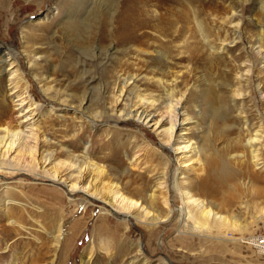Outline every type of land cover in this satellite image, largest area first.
I'll return each instance as SVG.
<instances>
[{"label":"rangeland","instance_id":"rangeland-1","mask_svg":"<svg viewBox=\"0 0 264 264\" xmlns=\"http://www.w3.org/2000/svg\"><path fill=\"white\" fill-rule=\"evenodd\" d=\"M233 6L245 10H240L241 40L220 19ZM201 21L210 36L199 31ZM123 27L132 32L131 40H118ZM218 35H230L229 53L219 49ZM260 36L264 42V0H0V57L10 56L24 74L22 85L41 107L38 125L51 140L46 149L55 152L57 163L71 151L81 161L105 166L112 180L128 183L134 192L156 190V177L169 162L172 185L174 170L180 168L174 154L149 128L122 121L120 115L157 110L128 91L113 111L119 95L114 85L120 76L129 83L132 77L144 100L160 104L158 113L165 114L170 91L176 101L183 99L189 120L182 134L203 147L192 165L199 180L196 172L190 174L194 188L231 219L219 232L192 222V228H181L175 212L167 225L152 230L115 218L98 203L73 200L44 177L0 170V200L5 201L0 206V264H264L255 242L264 240V199L254 190H264V146L256 147L261 165L255 166L247 133L264 132V97L257 91L258 83L264 85V68L251 48ZM247 56L258 68L248 87L237 80L245 74ZM33 60L39 65L35 69ZM0 67V126L16 124L12 86ZM35 73L43 82L55 80L50 98L34 81ZM155 77L171 88L158 85ZM239 88L249 94L238 100L242 108L231 102ZM220 95L225 105L215 113L208 99L219 101ZM67 97L78 111L60 105ZM137 156L140 162L134 163ZM173 196L176 211L181 200ZM59 225L62 237L54 246Z\"/></svg>","mask_w":264,"mask_h":264},{"label":"bare ground","instance_id":"bare-ground-1","mask_svg":"<svg viewBox=\"0 0 264 264\" xmlns=\"http://www.w3.org/2000/svg\"><path fill=\"white\" fill-rule=\"evenodd\" d=\"M237 1L247 3L250 0ZM240 10L242 11V9ZM240 10L233 6L231 10L232 14L231 12H228L224 14L223 18H220L222 19V25H231L235 40H241L242 36L241 31L243 27V20L240 16ZM194 16H196L195 13ZM198 16L199 15H197V17ZM126 18L128 19V16L124 19ZM193 20H195V17ZM198 24L199 31H201L204 36H210V31L207 30L209 27H206L202 21ZM221 27L223 28V26ZM160 30L164 31L162 29ZM226 31L224 32L226 33ZM221 36L222 35L219 36L220 45L218 44V47L223 52L226 51V53H229V48L225 45L227 44L226 42L229 41L228 38H230V35H226L227 37L224 39H222ZM132 38V32L129 29H126V27H123L119 33L118 40L129 41ZM258 39V42L252 44L251 48L255 49V55L259 58L262 68H264V42L262 36L258 37ZM230 43L232 44L235 42L231 41ZM154 52L157 54L161 53L156 50ZM3 57V59L0 57V65L3 67V73H5V75L9 78L10 85L12 86L9 90L13 93L12 102L15 104L14 106L17 107L18 118L16 120V124H10L11 122H8L7 125L0 126V170H9L10 173L17 172L23 173L24 175L36 174L39 177H44L48 182L62 187L65 193L70 198H73V200L74 198L79 197L80 201L83 200L90 205L98 203L105 211H107V214L112 215L115 218H120V220H125L126 223L133 222V224H142L145 225V227H151L152 230L157 229L161 225H167V223L171 221L170 218H174L175 212L180 213V221L178 225L181 228L186 226L187 228H192L194 224L196 228H204L205 230L211 229L215 232H219L220 225H223V227L231 225V219L222 213L220 206L218 205L216 208L213 206V208L211 205L215 204L202 199L198 194V189L194 188L195 181L191 178L190 174L196 172V180H199V173L192 165L195 161H198L203 147L201 148L198 142H195L193 139L182 134V131H185L184 127L185 123L189 120V115L183 110V99L181 98L177 101L174 99V92L172 93L170 91V93H168V96L171 98L168 104H165V114H161L160 112L158 113V106H160V104L156 103V101L144 100L140 88H138L136 81H132L134 80L132 77L129 79L133 83H131V81L129 83V80H122V77L120 76L117 80L118 82L114 85V92L119 95L114 94L116 95V99L114 102L115 105L112 107L113 111H116L119 104L125 101L124 97L128 91L129 94L139 93L138 99H142L141 103L144 102V104L147 103L148 105L150 103L151 107L154 110H157L156 112L158 114H156V112L153 113L143 110H131L126 114L120 115L123 119L122 121H134L146 128H149L151 132L157 136L160 146L163 147V149L165 147V149L169 148L171 150L175 156L176 163L180 167H178L179 169L174 170L175 178H173L172 185L169 184L168 180L171 165L169 162H165L163 164L165 167L163 175L161 177H156V190L145 191L143 189H139L133 192L129 188L128 183L123 184V182H115L112 180L111 174L109 173V170L104 168L105 166L100 167L89 161H81L79 158L75 157L74 153L71 151L67 153V160H59L58 163L56 162L55 152L46 149V146L51 143V140H48L45 132L42 131L38 125L39 119L41 118L39 117L41 109L39 103L36 102L30 91L22 85V83H25L27 80L24 79V74L21 75L16 62L13 61L10 56H6V54ZM31 65H33L34 69L39 66L35 60L31 62ZM243 65L245 68V74H238L237 80L240 83L245 81L248 87L253 83L255 72L258 68L248 56ZM162 73L170 74L167 73V71H162ZM34 81H36L37 84L42 85V94L45 97L50 98V93L54 91L55 84L53 82L55 80L52 82H46L47 80L43 82L40 79V76L35 73ZM156 82L158 85L171 88L170 82L165 79L163 80V78L158 77ZM257 89V91L260 92L259 94H262L264 97V85H262V83H258ZM246 91V89L244 90L242 88L234 91V94L231 97V102L234 103L235 107L240 103L238 100H244L248 97L249 94L248 92L246 93ZM221 98L222 96L220 95V97H218V101L216 99H212L211 96L209 97L210 100L208 99V105L210 110L215 113L223 110L222 105H225V103L223 104V99L221 101ZM57 100H61L59 92ZM243 100L242 102H244ZM4 102L5 101H3V103ZM219 102L221 103V106L216 108L215 104ZM60 105H63V107H70V97L62 100ZM240 106L242 108L241 103ZM70 108L78 111L75 107L72 108L71 106ZM6 114V112H3V117H5ZM199 114L201 115L202 112L200 111ZM244 120V124L248 125L246 117H244ZM1 121L2 120H0V122ZM247 133L249 135V141H247L248 144H250L249 148H251L255 166L261 165L259 159L260 157L256 153L258 151L256 150V147L261 148L264 146V132L259 129L253 134L251 133V130L248 129ZM139 162L140 158L137 156L134 163ZM204 180L205 179H202L200 183H203V186H206L209 190L210 187L206 182H203ZM174 190H178L179 193ZM254 190L255 193H258L260 198L264 199L263 187H254ZM172 194L176 197L179 195L181 200V207H179L176 211L172 208V199L174 198V196L172 197ZM4 202V200H0L1 207ZM189 222H192L193 224L189 225ZM211 224H214V226L211 227ZM57 228L58 230H56L55 233L58 234L55 237L54 244L56 245L54 246H58L60 244V237H62L60 236L62 234V225H59ZM192 235L198 237L200 236L197 235V233H193ZM255 242H257L259 246V251L264 252V240L261 242L260 240H255ZM146 264L149 263L146 262Z\"/></svg>","mask_w":264,"mask_h":264},{"label":"built area","instance_id":"built-area-1","mask_svg":"<svg viewBox=\"0 0 264 264\" xmlns=\"http://www.w3.org/2000/svg\"><path fill=\"white\" fill-rule=\"evenodd\" d=\"M260 241H262L263 239H259Z\"/></svg>","mask_w":264,"mask_h":264}]
</instances>
